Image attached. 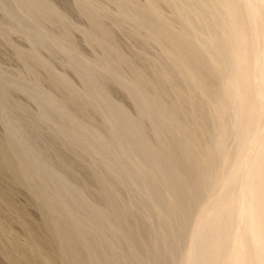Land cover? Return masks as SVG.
<instances>
[{"label":"bare ground","instance_id":"bare-ground-1","mask_svg":"<svg viewBox=\"0 0 264 264\" xmlns=\"http://www.w3.org/2000/svg\"><path fill=\"white\" fill-rule=\"evenodd\" d=\"M14 1L43 21H51L58 15L52 8L45 12L38 0ZM149 2V15L155 20L152 24L131 22L134 29L129 35L139 42L142 54L149 45H154L160 49L161 57L147 60L140 55L142 63L137 65L109 40V30L103 25L96 32L88 28L85 38L98 48L110 44L116 55L129 60L150 90V97L141 98V102L156 105L162 116L174 118L177 123L188 118L186 95L192 88L199 91L201 106L209 103L212 115L218 117L216 106L208 101L199 86L194 63L206 61L212 68H218L227 58L230 70L222 86L233 104L236 118L239 140L236 159L222 172L205 198L189 205L162 173L159 164L144 154L125 150L117 165L105 170L98 169L78 153L72 152L73 158L68 159L47 143L45 149L76 187L84 208L83 212L73 211L57 219L46 213L32 182L22 175L16 158L19 145L10 130L8 139H0V202L15 216L4 217L0 225V257L7 264H96L97 261L144 264L156 257L155 248L161 236L170 241L172 251L168 259L173 264H199L210 248L216 254L223 253L228 261L238 255L241 228L256 235L264 209V185L257 162L259 130H252L248 101L252 95L257 102L264 99L260 0H168L167 7ZM75 3L87 20L96 14L87 7L88 0H75ZM162 8L170 11L177 28L162 16ZM123 15L117 9L114 22L119 25ZM61 32L58 40L52 39L53 47L67 52L66 65L79 74L76 68L89 62L76 60L70 29L62 28ZM27 36L33 40L32 50L19 55V59L28 75L38 80L39 71L46 72L52 88L78 97L86 110L109 127L127 113L112 99L107 88L89 90L82 83L81 89H76L65 77L54 76L48 63L39 57L47 35L36 32ZM112 82L129 95L128 79L115 76ZM47 95L51 105L59 108L57 113L62 119L75 120L63 103ZM32 134L40 142L36 129ZM80 160H86L88 165L78 163ZM22 179L29 184L30 193L37 201L38 221L30 219L26 207L15 203L18 190L8 183ZM140 217L144 222L138 223ZM12 227L27 236L26 245L17 244L10 236L6 229Z\"/></svg>","mask_w":264,"mask_h":264},{"label":"clouds","instance_id":"clouds-1","mask_svg":"<svg viewBox=\"0 0 264 264\" xmlns=\"http://www.w3.org/2000/svg\"><path fill=\"white\" fill-rule=\"evenodd\" d=\"M152 3L167 7L168 0H152ZM87 7L96 14L81 23L93 32L103 25L109 30L110 41L115 37L111 13L117 9L124 14L119 19L122 27H129L131 22L152 24L155 20L149 15V0H88ZM259 7L264 30V0H260ZM32 30L35 31L34 28ZM82 51L89 56V63L78 66L76 71L87 89L104 87L116 92L112 83L115 76L125 77L131 84L129 95L121 94L131 104L132 111L127 108V113L111 127L86 110L78 97L57 91L44 78L36 80L25 75L12 79L11 70L0 75V127L10 129L12 138L17 141L16 158L22 175L32 182L46 213L60 219L66 213L83 212L84 208L76 187L58 168L57 160L33 138L34 129H41L65 150L78 153L98 169L115 167L125 150L144 154L159 164L162 173L187 204L192 205L205 198L222 172H226L236 159L239 148L233 104L222 86L230 70L227 58L218 68H212L206 61L194 63L199 86L208 101L216 106L218 117L212 115L209 103L201 106L199 91L192 88L186 95L188 118L177 123L174 118L162 116L156 105L141 102V98L150 97V90L134 65L116 55L110 44L96 48L94 55L87 49L82 48ZM16 89H23L27 95L18 94ZM47 93L63 103L75 120L62 119L54 111ZM17 96L23 99H17ZM248 112L252 130H259L256 137L257 162L264 185V99L257 102L252 95L248 101ZM228 247H231V235ZM171 251L169 239L161 236L155 248L156 257L144 264H173L168 259ZM237 253L236 258L226 261L223 253L216 254L210 248L199 264H264V209L255 236L241 228ZM113 264L119 262L114 261Z\"/></svg>","mask_w":264,"mask_h":264},{"label":"rangeland","instance_id":"rangeland-1","mask_svg":"<svg viewBox=\"0 0 264 264\" xmlns=\"http://www.w3.org/2000/svg\"><path fill=\"white\" fill-rule=\"evenodd\" d=\"M42 3L43 9L47 10L55 9L57 17H54L51 21H43L36 18L34 15L29 14L23 5L15 2L14 0H0V75H3L6 71L11 70L13 75L12 79L23 78L28 75L25 70L24 64L20 61L19 55L29 54L32 50V39H28V33L34 35L37 33L46 34L45 45L39 50V57L41 60L48 63L51 67L54 76L65 77L76 89H81L82 82H80V75L75 73L70 67L66 65L68 54L63 49L54 48L53 40H58L62 33V28L70 29V42L75 49V58L77 61L89 62V56L82 51V48L87 49L89 53L95 54V49L98 48L92 45L84 35V32L88 30L84 23L81 21H87L81 12V9L75 3V0H38ZM162 16L172 23L173 17L169 10L162 8ZM116 12L111 13L114 18ZM115 19L112 20L111 26L114 30L115 37L113 42L118 50L129 60L135 62L140 66L143 59L154 60L161 57L162 53L159 48L154 45H149L144 54L141 53V45L139 42L129 35L134 29V25L130 23L129 27H122L120 24H116ZM32 26L31 28L28 26ZM174 28H177L176 23ZM35 29L33 31L32 29ZM28 32V33H26ZM51 35V36H50ZM52 37V38H51ZM51 44V46H50ZM59 52V53H58ZM66 53V54H65ZM44 78L49 81V75L44 71H39L38 80ZM78 82L79 86H78ZM113 83V82H112ZM113 87L117 89L116 92H111L112 99L119 103L126 110L132 111L131 104L121 94V91L116 84L113 83ZM18 94L27 95L23 89H16ZM43 91V90H42ZM51 95L50 93H47ZM125 94V93H124ZM15 95V94H14ZM126 95V94H125ZM52 96V95H51ZM56 99L55 96H52ZM17 99H23V97H16ZM53 105L54 111H58V107ZM56 109V110H55ZM41 136L40 143L44 146L50 144L61 152L68 159H72V152L65 150L62 145L55 139L47 136L41 129H36ZM10 135V129L0 127V139H8ZM80 164H87L86 160L78 161ZM88 165V164H87ZM10 186L15 187L18 192L15 197V203L18 206H24L27 209L30 219L34 221L40 220L39 211L37 210V201L33 199L30 193L29 184L22 179L17 183H8ZM10 188V187H9ZM12 189V188H10ZM127 197H124V201ZM40 202V201H39ZM38 202V204H39ZM15 217L13 212L9 211L3 202H0V225L4 223L6 218ZM49 218V217H48ZM144 222V218L140 217L138 223ZM14 241L19 245H26L27 236L20 232L17 227L6 229ZM0 264H7V262L0 257Z\"/></svg>","mask_w":264,"mask_h":264}]
</instances>
